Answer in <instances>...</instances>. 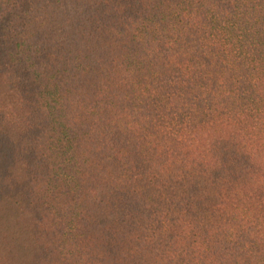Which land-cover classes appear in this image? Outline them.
Instances as JSON below:
<instances>
[{"label":"trees","instance_id":"trees-1","mask_svg":"<svg viewBox=\"0 0 264 264\" xmlns=\"http://www.w3.org/2000/svg\"><path fill=\"white\" fill-rule=\"evenodd\" d=\"M0 264H264V0H0Z\"/></svg>","mask_w":264,"mask_h":264}]
</instances>
